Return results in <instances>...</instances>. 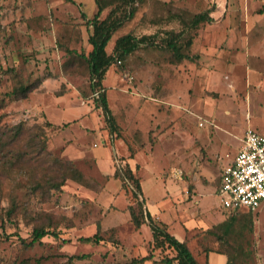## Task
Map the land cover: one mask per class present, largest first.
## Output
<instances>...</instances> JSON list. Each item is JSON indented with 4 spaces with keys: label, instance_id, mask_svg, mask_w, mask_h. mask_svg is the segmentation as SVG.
<instances>
[{
    "label": "rangeland",
    "instance_id": "374dc122",
    "mask_svg": "<svg viewBox=\"0 0 264 264\" xmlns=\"http://www.w3.org/2000/svg\"><path fill=\"white\" fill-rule=\"evenodd\" d=\"M210 9L214 22L194 28ZM97 12L95 0H0V95L20 81L35 86L26 99L5 97L0 127H43L54 154L86 181L44 192L55 169L0 172V264H166L176 252L155 248L148 225L133 226L134 190L114 178L119 166L133 170L145 207L200 264H264V207L238 214L229 245L208 234L233 215L218 194L223 170L247 129L264 134V0H143L107 47L157 35L107 72L114 128L93 102L87 68L70 65L60 46L88 54ZM166 31H185L192 60L175 62ZM98 225L102 241H83ZM42 226L58 236L23 246Z\"/></svg>",
    "mask_w": 264,
    "mask_h": 264
},
{
    "label": "trees",
    "instance_id": "16d2710c",
    "mask_svg": "<svg viewBox=\"0 0 264 264\" xmlns=\"http://www.w3.org/2000/svg\"><path fill=\"white\" fill-rule=\"evenodd\" d=\"M95 2L98 6V12L92 19L87 20V26L91 28L88 38V43L92 47L91 51L88 54L78 52L70 49L63 42H60V46L70 56V62H68L70 65L75 61L87 68L89 72V87L94 94L93 102L97 108L102 109L112 128H114L115 123L109 107L106 87L104 86L107 72L112 66L121 64L123 60L140 47L154 45L153 41L157 35H148L140 38L131 34L124 35L116 40L113 52L109 54L107 47L113 36L126 21L131 20L135 16L138 5L143 0H95ZM110 6L114 7L102 19V13ZM213 12L214 9H210L194 16L191 20V25L197 28L203 23H213L214 19L211 17ZM83 17L86 19L85 14H83ZM165 34L167 36L163 40H165L167 48L173 52L175 62L182 63L185 60H192V57L184 52L185 48H190L192 45L191 39H188L187 43L183 41L185 40V31H166ZM34 87V85H26L23 81H20L12 92L0 95V110L4 106L5 97L12 100L26 99ZM47 126L51 127L52 125L47 123ZM48 139L43 127L27 129L23 123L15 127H0V172L6 176H11L17 169H55L56 176L52 175L47 180L48 191L44 190V192H49L52 189L61 190L68 179L84 184L86 181L83 174L72 162L63 161L57 157L49 147ZM23 141H25L26 147L20 148L19 145ZM114 178L122 182L123 188L127 185L133 186L135 204L129 207L133 226L139 229L142 225H148L152 232L155 248L172 249L176 252L174 257L165 259L164 262L166 264H200L187 242L180 241L172 235L168 231L167 225L153 218L145 207L141 183L133 170L130 167L122 168L119 166ZM31 184L34 189L39 186L40 182L36 176L31 177ZM232 214L226 221L208 231V234L213 235L221 245L226 246L232 243L235 223L238 220L239 213ZM247 214L252 215V213ZM249 229L252 230V226ZM49 235L57 237L58 233L55 230H50L49 226L36 227L31 235L32 240L27 243L25 239H21V243L25 247H30ZM83 241L100 243L102 241L101 226L98 225L97 233L93 237ZM78 258L82 259L85 256ZM149 260L150 256H146L140 259L138 263ZM236 261L237 257L234 259V264H236Z\"/></svg>",
    "mask_w": 264,
    "mask_h": 264
},
{
    "label": "built area",
    "instance_id": "2783aa9c",
    "mask_svg": "<svg viewBox=\"0 0 264 264\" xmlns=\"http://www.w3.org/2000/svg\"><path fill=\"white\" fill-rule=\"evenodd\" d=\"M218 194L229 214L260 209L264 202V134L247 129L238 153L223 170Z\"/></svg>",
    "mask_w": 264,
    "mask_h": 264
},
{
    "label": "crops",
    "instance_id": "0c3cea01",
    "mask_svg": "<svg viewBox=\"0 0 264 264\" xmlns=\"http://www.w3.org/2000/svg\"><path fill=\"white\" fill-rule=\"evenodd\" d=\"M212 17V16H211ZM243 139V138H242ZM241 143H242V140H241ZM241 147V146H240ZM240 149V148H239ZM264 207V202H263V204L261 205V207H260V209L256 212V213H258V212H260V210L262 209ZM238 213H248V212H245V211H242V212H238ZM253 214V213H252Z\"/></svg>",
    "mask_w": 264,
    "mask_h": 264
}]
</instances>
